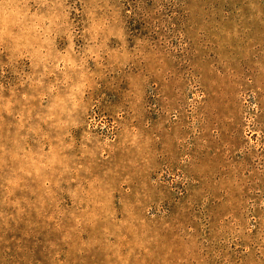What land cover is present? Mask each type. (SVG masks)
Instances as JSON below:
<instances>
[{
  "label": "rangeland",
  "instance_id": "1",
  "mask_svg": "<svg viewBox=\"0 0 264 264\" xmlns=\"http://www.w3.org/2000/svg\"><path fill=\"white\" fill-rule=\"evenodd\" d=\"M0 264H264V0H0Z\"/></svg>",
  "mask_w": 264,
  "mask_h": 264
}]
</instances>
